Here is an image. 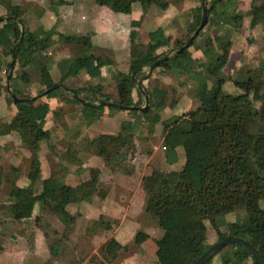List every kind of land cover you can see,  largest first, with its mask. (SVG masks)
Instances as JSON below:
<instances>
[{"label": "rangeland", "instance_id": "rangeland-1", "mask_svg": "<svg viewBox=\"0 0 264 264\" xmlns=\"http://www.w3.org/2000/svg\"><path fill=\"white\" fill-rule=\"evenodd\" d=\"M56 1L0 0V18H4L0 27L7 22L5 12L8 5L27 4L21 16L25 26L35 39L49 37L48 44L34 55L27 66L23 67L14 60L7 83L9 92L6 91V75L12 59L6 54V49L0 47V123L9 127L8 135L0 138V259L3 256L7 264H158L167 261L169 252L158 251L154 245L161 231L144 212L145 195L140 180L151 171H157L171 187L173 176L182 168L185 150L165 135L162 124L198 106L195 95L199 80L208 87L219 86L225 93L236 95L239 91L233 87L232 81L242 80L246 69L255 68L260 60H264V0H204L205 9L211 2L214 4L195 46L189 47L188 51L196 64L201 63L203 59L199 48L209 39L217 52L226 58L221 73L209 76L204 69L195 68L191 72L169 74L155 68L147 75L148 68H144L136 81L140 80L144 94V90L164 91L161 98L163 105L155 107L146 103V113L137 111L136 114L103 107L99 119L91 126L83 125L78 116V106L70 102L73 97L70 93L56 88L43 94L45 89L40 82L41 77L48 74L54 84L59 83L67 89L83 88L84 91L79 94L87 100L106 96L108 102L116 103V86H123L127 81L125 62H128V53L125 58L115 60L113 65H104L100 70H83L75 78H62L66 72L65 61L82 54H93L104 62L111 58L110 52L115 46L109 43L111 35L92 38L88 31L93 9L99 7L93 0H66L67 3L60 6ZM161 1L171 8L169 14L164 15V10L152 5L148 14L153 19L143 20L146 11L139 20L133 13L134 21L122 14L114 17L118 21H126L127 26H131L129 28L137 31V43L142 50L150 42L161 43L164 47L155 53L165 55L170 50H176L177 45L190 37L198 26L200 0ZM51 3L57 5L51 11L54 22L44 14ZM220 11L224 12V16H217ZM160 13L162 17H158ZM64 36H86L88 46L65 42L62 40ZM23 74L25 80L20 79ZM11 88L22 98L33 97L34 106L45 104L49 108L43 126L48 132V139L41 141L35 151H30L20 142L18 133L23 118L12 104L5 102L12 92ZM87 88L97 92L98 96L85 91ZM131 96L135 102V90H132ZM158 96L156 94L154 101L160 99ZM262 103L261 96H249L245 108L259 115ZM138 105L137 108L144 106L143 95ZM153 117H156V122L152 121ZM123 122L132 124L133 143L131 148L117 150V160L111 159L115 149L108 148L95 156L88 147H84L85 141L100 134L118 133ZM257 127L258 124H255L252 129ZM3 142L5 144L1 145ZM164 148L175 153L174 162L165 160ZM63 168L66 170L64 175ZM22 174L28 180L30 177L25 194L14 186V180L18 177L22 179ZM50 175L56 178L65 176V184L74 187L83 185L92 191L90 202L55 208L52 212L42 208L41 198ZM24 199H31L34 203L31 218L14 222L8 215L7 206ZM258 204L264 209L263 201ZM243 218V210L223 216L219 219L218 231L230 236ZM137 233L147 235L140 244L134 243ZM34 238L39 240L35 242V247ZM111 238L124 249L108 262L99 248ZM216 241L215 232L207 226L206 244L209 246ZM211 264H221L219 257L215 256ZM244 264H251V261L247 260Z\"/></svg>", "mask_w": 264, "mask_h": 264}, {"label": "trees", "instance_id": "trees-1", "mask_svg": "<svg viewBox=\"0 0 264 264\" xmlns=\"http://www.w3.org/2000/svg\"><path fill=\"white\" fill-rule=\"evenodd\" d=\"M99 7L107 8L113 14L127 15L132 5H138L142 12L154 5L165 10L167 4L161 0H93ZM62 5V0H57ZM213 2L206 10L207 16L213 7ZM22 5H8L5 16L7 22L0 27V47L6 49V54L17 64L25 67L30 64L34 55L48 43V35L42 39H35L25 26L21 16ZM224 16L220 11L217 16ZM222 16V17H223ZM227 19V18H226ZM14 20V21H12ZM23 34L20 37V27ZM255 21V18H252ZM192 32V31H190ZM192 40L189 47L195 46L198 36ZM138 34L130 30L128 34L127 81L125 85L116 86L117 104L120 108L107 107L108 110L124 111L123 107L137 108L141 100L142 89L136 86V80L141 70L148 68L156 60L164 57V53L155 52L164 47L161 43L150 42L142 50L137 43ZM177 45L180 48L186 43ZM62 40L80 46H88L87 37H62ZM188 47V48H189ZM177 48V49H178ZM188 48L181 52H174L166 61L158 64L156 69L164 73L191 72L195 68L204 69L209 76L219 75L226 63V58L219 54L209 39L199 48L203 61L196 64L191 58ZM176 49V50H177ZM175 50V51H176ZM66 72L62 78H74L79 72L103 66V62L93 55L78 56L64 62ZM264 60L258 66L246 69L242 80H233L232 85L239 93L230 95L219 86L208 87L199 80L196 89L198 106L182 116L173 117L162 124L165 135L185 150V158L181 170L172 178L169 188L159 172L151 171L140 180L141 190L145 195L144 212L148 214L161 235L154 241L158 251L169 252V259L158 264H193L210 246L206 244L207 226L210 227L220 241L226 235L218 231L219 219L235 210H243L244 218L236 226L229 237L244 240L252 246L264 261V209L259 202H264ZM20 79L25 80L23 74ZM40 82L45 90L54 84L50 76L44 75ZM140 88H143L140 85ZM17 98L22 96L11 88ZM135 90L137 100L133 102L131 92ZM76 97L71 103L79 108L78 116L84 126H91L100 117L103 110L101 103L108 102L106 96L98 100H87L80 96L81 89H74ZM94 95L98 93L91 88ZM148 105L162 106L160 89L144 90ZM159 95L158 101H154ZM249 96L263 98L259 115L246 110L245 105ZM79 98V99H78ZM7 104H12L23 118V124L18 133L20 142L30 151H35L41 141L48 139V132L44 130L47 105L34 106L33 102L13 103L10 95L5 98ZM137 113L136 109L127 110ZM145 116V115H140ZM156 122V117L152 118ZM258 124L256 130L252 126ZM132 124L123 122L116 134H100L85 141L93 155H100L108 148L115 149L111 159L117 160L118 149L132 147ZM9 133L7 124L0 123V136ZM164 158L167 162L176 160L175 153L164 148ZM66 170L63 168L62 174ZM63 177H49L41 198L40 206L48 212L55 208L63 209L68 205L89 203L93 192L83 185L69 186L63 182ZM27 190L21 192L25 194ZM34 203L31 199L11 202L7 206L10 219L14 222L29 220ZM147 238L144 233L134 236V243L140 244ZM216 241V242H217ZM170 247V248H168ZM121 244L113 238L103 243L99 252L108 262L116 258L117 252L123 250ZM225 249V250H224ZM224 250V251H223ZM215 256L221 264H244L247 260L255 264L248 253L237 245H227ZM214 256V257H215ZM213 257V258H214ZM212 258V259H213ZM212 259L205 264H211Z\"/></svg>", "mask_w": 264, "mask_h": 264}, {"label": "crops", "instance_id": "crops-1", "mask_svg": "<svg viewBox=\"0 0 264 264\" xmlns=\"http://www.w3.org/2000/svg\"><path fill=\"white\" fill-rule=\"evenodd\" d=\"M32 1H34V0H32ZM62 2H63V4H64V2L67 3L66 0H64V1L62 0ZM68 3H69V1H68ZM38 4H40V3H38ZM51 4L52 5H49L48 6L49 8L44 11V14L47 15L46 18L48 20H52L54 22L55 21L53 19L54 18V15L51 13V11L55 9L54 8L55 6H57V5L60 6V4H57V5H55V3H51ZM14 5L22 6V4H15V3H14ZM167 7L163 11L164 15L165 14L167 15L170 12V9L171 8H167ZM174 9L175 8L172 7V10H174ZM147 10H146V13L144 14L143 20H148V19H151L152 18L148 14L149 10L148 11ZM174 11L176 12V10H174ZM133 13L136 14V18L135 19L139 20L142 17V15H143L144 12H142V10L140 9V7L138 5H132L131 6L130 13L127 14V15H125V16H128L129 17L128 20L134 21V19H132V16H134ZM160 14L161 15H159L158 17H162L163 16L162 13H160ZM116 15H119V14H113V13H111L105 7H97V8H94L93 9V14H92V16L90 18V21H89V25L87 27L89 33L92 34V38H95V36H97V35H103V34H107L109 36L111 35L112 38H113L112 39L111 37L110 38L108 37L109 43L110 44H113L115 46L114 51L112 50L110 52L111 58L105 60L103 62V66L104 65H106V66L107 65H113V63L115 62V60H117L119 58H125V54L128 53V34H129V31L130 30H134L133 28H129L131 26H127V22L126 21H118L117 19H115L114 16H116ZM79 19L81 20L82 17H80ZM156 24H157V22H156ZM156 26H159V25H156ZM126 27H128V28H126ZM83 37H86V36H83ZM115 41H116V43H115ZM89 46H91V45L89 44ZM90 49H92V48L90 47ZM104 50L109 51V49H104ZM91 51H94V50H91ZM91 55H93V54H91ZM81 56H85V55L82 54ZM128 61H129V56H128ZM125 63H126V65H128V62H125ZM101 68H99V70ZM92 80L94 81V79H92ZM116 116H118V115H116ZM6 135H8V134H6ZM6 135L0 136V138L4 137ZM3 144H5V142H3L1 145H3ZM41 176L43 177L42 174H41ZM42 177H40V178H42ZM14 181H15L14 186L17 187L18 189L23 190V189H25V188H27L29 186V184H30V182H29L30 181V177H29V180H28V177H26L25 174H22V179H21V177H18ZM66 185H68V184H66ZM69 186H71V185H69ZM73 186H71V187H73ZM35 242L37 243V242H39V240L36 239V238H34V240H33V244L34 245L32 244L34 247L36 246ZM2 261H4V264H7V262H6L5 258H3V256H2V259H0V263H2Z\"/></svg>", "mask_w": 264, "mask_h": 264}, {"label": "water", "instance_id": "water-1", "mask_svg": "<svg viewBox=\"0 0 264 264\" xmlns=\"http://www.w3.org/2000/svg\"><path fill=\"white\" fill-rule=\"evenodd\" d=\"M4 18H0V21H3ZM14 21V20H12ZM207 22V14H206V10H205V6H204V0H200V21L198 23V26L193 30L191 36L188 38V40L186 41V43L184 45H182L180 48H178L176 51L175 50H170L168 51L164 57L156 60L154 63H152L149 67H148V73L147 75L150 73V71H152L153 69H155L158 64H160L163 61H166L171 54H173L174 52L179 53L181 52L183 49H186L190 46L192 40L197 36L198 32L202 30V28L206 25ZM20 22L18 21V24ZM20 27V37L19 40L22 37L23 34V29L22 26L19 24ZM14 65V59H12V61L9 63L8 65V74L6 75V91L9 92V88H8V81L10 79V75H11V71ZM146 76L143 77V79ZM136 86L138 87V89L140 88V80L136 81ZM56 88H61L64 91L70 93L73 97H76L74 94V91L71 89H67L65 87H62L60 85H56L51 87L50 89H47L45 91H43V94H47L52 90H55ZM141 93L143 95V102H144V106L141 108H135V107H123L125 108V110H132V109H136L138 112L140 113H146L147 111V99L145 94L143 93V91L141 90ZM13 103H26V102H32L33 101V97H25V98H17L12 92L9 93ZM104 107H113V108H120V106H118L115 103H111V102H103L101 103ZM227 245H237L241 248H243L248 255L250 256L251 260L255 263V264H264V261L261 259V257L259 256V254L256 252V250L250 246L247 242H245L244 240L240 239V238H236V237H229L226 236L223 239H221L220 241L215 242L214 244L210 245L206 251L200 255L193 264H205L208 260L212 259L220 250H222L224 247H226Z\"/></svg>", "mask_w": 264, "mask_h": 264}]
</instances>
